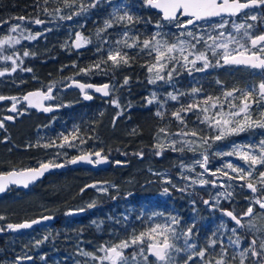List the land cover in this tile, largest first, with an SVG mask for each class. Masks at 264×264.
Here are the masks:
<instances>
[{
  "label": "snow or ice",
  "instance_id": "1",
  "mask_svg": "<svg viewBox=\"0 0 264 264\" xmlns=\"http://www.w3.org/2000/svg\"><path fill=\"white\" fill-rule=\"evenodd\" d=\"M39 2V0H37ZM49 0H44L48 4ZM63 7L49 9L44 7L43 13L48 16L49 20L40 19L38 16L29 18L25 16L13 17L21 22L44 25L56 21H71L74 17L86 15L93 9L111 6V11L107 18L104 19L102 26L95 31L97 40V52H104L105 55L100 57L96 62L87 68L78 69L77 75L102 72L107 74L110 70L115 71L122 67H132L133 62L138 56L144 54L151 57L142 67L148 73V83L157 84L164 82L171 85L173 92H168L164 99L161 100L156 92L150 97H146L147 104L157 103L159 105L155 115L161 119L164 118L167 102L176 101L180 104L178 109L172 110L170 115L182 127L179 131L169 133L166 127H161L157 133L159 140L160 134L172 137L166 143L157 142L154 145V154L161 156L165 150H171L180 154L185 151L197 153V148L203 151L198 153L197 159H194L191 165L180 163V179L190 181L183 186L173 182V179L167 172H155L152 174L158 176L162 184L169 185L162 189V195H170L171 189L179 192H187L191 186L199 185L201 187L211 185L219 187L224 191L217 192L212 200H203L205 206L211 210H217L221 198L231 200L233 198L234 187L229 181H244L238 185L241 188L251 190L254 195L246 197L249 200L246 210L240 215L234 214L227 209H219L222 215L227 216L234 222L233 227L229 228L223 221L218 228L211 233V238L206 239L205 243H199V230L196 229V221L190 224H182L181 218L177 215L165 217L162 212L151 213L148 217V227L140 231L133 228L125 237L115 242H106L98 247L97 255L92 252L80 250L79 254L88 257L98 264H264V227H259L255 221L264 217V167L257 171V166H264V138L253 144H234L232 150L228 152L216 151L213 155L237 156L238 159L248 165L244 168L228 162L222 168L215 171L211 170L209 165V150L212 148L211 142L221 141L226 136L237 135L245 131L255 129L264 130V32H255L256 25L247 23L248 20L264 22V13L257 14L252 9L264 8V0H143V4L152 9L158 10L160 21L156 23L157 31L141 39V35L134 31L133 24L140 23L141 19L132 14L125 4H114L113 0H62ZM68 9V11H65ZM243 13V15H241ZM240 17V22L235 19ZM186 18V19H183ZM150 22V21H149ZM163 22H167L166 24ZM2 23V22H0ZM171 25L179 31L175 33L165 32L164 28ZM117 26H123L124 31L115 41H110L107 33L109 29ZM52 31L51 28L45 29V32ZM9 33L0 37V60L10 61L12 73L17 71L23 58L31 54L24 50L22 56L19 51H13L11 54H4L7 48H15L20 45L22 40L34 41L44 32L32 34L28 31L25 24H10ZM93 42L91 37L85 36L82 32H75L72 41V47L80 49ZM104 45H108L107 48ZM7 46V48H6ZM134 49L135 52L130 54L129 51ZM199 65V66H198ZM75 67V65H73ZM107 66V67H104ZM225 66L244 67L253 70L261 77L258 83H252L244 88L233 86L226 88L219 79L215 81L220 86L221 94L213 97L207 95L201 97L203 92L202 86H192L190 91H182L175 88L174 79L182 72L186 71L190 76L194 72H206L210 68H220ZM21 71L31 72V68H21ZM8 69L0 71V77L4 76ZM69 83L66 87H76L83 93L85 100H92L93 95L87 90H94L95 93H101L104 97L114 95L118 91L115 84L104 83L94 85L68 78ZM130 77L125 76L119 87L128 86ZM199 84V81H196ZM54 86L49 85L46 90L30 92L23 97L29 107H37L42 111L50 112L54 110L53 106H45L44 101L56 99L53 96ZM186 96L191 99L187 102H181L180 97ZM9 99L0 96V101ZM14 101L10 111L16 112L17 107L15 97L10 98ZM239 101V103H236ZM114 107L119 109L115 119L123 114V109L118 98L109 101ZM227 105V110H225ZM253 105L259 107V111L253 108ZM192 113L196 116L200 124H206L212 130V134H203V129L198 127L189 128L186 114ZM5 119H11L6 117ZM3 123L0 122V128ZM86 135V134H85ZM87 139H92L88 136ZM84 135H81L79 127H74L70 133L61 132L56 139L50 140L44 144H37V147L44 148H77L80 151L78 156L71 158L68 162L76 164L86 162L89 164L107 163V156H102L101 151H87L81 145L87 143ZM57 140L60 142L57 143ZM67 155L66 152L57 151L56 156ZM143 158V152L134 153ZM93 157H96L94 160ZM119 164L120 161H115ZM203 169L197 172L198 179L187 176L185 172H195L196 166ZM65 165L53 161L41 162L37 168H28L21 171H10L0 174V193L6 190L7 185H22L27 188L29 183L35 181L51 168H62ZM228 169L230 171H225ZM149 171H152L151 169ZM226 180H221V176ZM254 172L256 173L254 175ZM231 173H236L232 175ZM205 174L216 177V180L203 178ZM221 182L218 184L217 181ZM255 181V182H253ZM259 185V187H257ZM86 187L97 188L98 191L107 193V187H97L96 184L87 185ZM83 191V189H82ZM260 192L261 195H255ZM131 195V193L129 194ZM195 201H192L195 211ZM95 201L89 203L87 208L95 207ZM258 206V211L255 207ZM86 211V208H80L69 211L66 215H74L78 212ZM162 218L157 222L155 218ZM138 218H142L138 217ZM248 218V223L243 221ZM5 219L0 216V220ZM52 216H43L39 219L24 221L18 224L8 223L5 227H0V232L5 229L17 232L22 229H30L33 225L40 224L43 221L52 220ZM128 217L125 216V220ZM95 223V221L93 222ZM99 227V225H97ZM223 229L231 234L227 236L228 244L224 242V237L217 235ZM240 229H246L248 232L255 233L258 229L262 233L259 247L257 239H248L246 235L240 233ZM44 236L41 240L35 241L36 246L48 240ZM248 242L245 244L244 241ZM232 252L229 254L228 249ZM131 249L129 252L128 250ZM149 257L152 259L150 260ZM20 259L31 260L32 257ZM76 264H80L79 261Z\"/></svg>",
  "mask_w": 264,
  "mask_h": 264
},
{
  "label": "trees",
  "instance_id": "2",
  "mask_svg": "<svg viewBox=\"0 0 264 264\" xmlns=\"http://www.w3.org/2000/svg\"><path fill=\"white\" fill-rule=\"evenodd\" d=\"M119 3L125 4L132 14L141 19L140 23L132 25L134 31L141 35V39L155 32L150 15L156 17H159V15L151 12L143 4V0H119ZM58 6L63 7L62 0H49L48 4H44V0H39V2L37 0H0V22H11L10 20H15L13 17L18 16L29 18L38 16L40 19L49 20L50 18L43 13L42 9L47 7L51 10ZM65 11H68V9H65ZM110 11L111 6L97 8L88 12L87 16L83 17V21H81V16H79L74 17L71 21H56L40 25L46 29L51 28L52 31L36 42L34 58H29L26 61L27 65L32 69L31 76L18 83L13 93H9L10 95L6 93L7 95L5 96H14L21 99L26 93L36 89L46 90L49 85L56 87L65 86L70 82L68 79L70 77L86 83L109 81L113 84L118 82L121 85L124 77L129 76V85L121 87L124 96L122 103L127 111L122 116H119L118 119H115V123H113L114 117L107 118L104 108L97 106L98 102L102 104L106 100L95 97L90 103H87L83 101L78 92H73L76 95L77 105L67 107L65 104L64 108L58 113L57 118L51 120V124H45L46 117H44V120L42 117L34 116L31 117L33 118L31 122L26 120L21 123L22 127H9L13 131L8 134L7 140L2 141L0 139V169L7 168V171H10L29 166L31 160L42 158L34 153V148H39V150L43 148L37 147L38 143L42 145V141L45 139H48L47 142L56 139L61 132L68 134L74 127H79L81 135H84L86 139L88 136L92 137V139H87L86 144H83L85 146L84 150L102 151L113 159H126L127 161L130 160L134 165H139L152 150V145L161 127H166L170 123L171 132L180 130L182 126L170 115L172 110L180 107L178 102L173 101L165 105L167 111L163 119L155 115L159 107L157 103H152L149 106L145 104V98L149 97L150 92L148 89L150 85H148L146 79V69L142 67L149 61L144 54L136 58L132 67H122L114 72L110 70L107 74L94 72L88 75H77L78 69L89 67L105 55L104 52L96 51L97 40L95 31L102 26ZM260 13H264V8L260 10ZM123 31V27L117 26L109 29L104 35L108 36L110 41H115ZM75 32H82L85 36L91 37L93 42L86 47H82L79 51L75 50L71 46ZM256 32H264V22L260 19ZM104 47L107 48L108 45H104ZM127 51L130 54L135 52L134 49ZM260 78L259 74L251 69L225 66L212 68L203 73L194 72L191 76L185 73L181 80H178L175 88L187 92L194 85L202 86L203 92L200 98L207 95L215 97L221 94L220 86L215 83L217 79L221 80L226 88L233 86L244 88L252 83H258ZM197 80L199 84H196ZM172 90L174 91L173 88ZM190 99V97L186 96L180 97L181 102H187ZM236 103H239V101H236ZM186 119L190 129L195 127V115L187 113ZM24 124H30L32 127L25 125L26 128H23ZM37 128H46L47 131L41 134ZM240 141L241 143L246 142L245 137ZM59 142L57 140V143ZM95 144L101 145L99 150H96ZM138 152H143V158L134 154ZM131 163L129 168H131ZM129 168L120 171L116 170L112 174L106 173L108 175L102 178H100V173L91 170H87V172L79 171L80 173L77 174L70 173V179L56 177L51 187L62 185L67 193L73 184L72 190L75 191L77 185H83L84 183H87L86 185L109 182L119 183L117 180L120 181L123 178V172ZM103 175H105V172H103ZM76 178H79L78 181L76 180L77 182L74 181ZM111 178L114 181H110ZM47 186L48 188L46 187L47 189L38 192L36 197H41V194H43L48 202H53V198L47 191L50 190V185ZM86 189L89 191L90 187H86ZM140 193L134 191L131 195H129L130 193L126 195L120 194L114 198L104 199L106 201L95 203L96 206L92 209L86 208V214L74 219L77 226L72 228L70 235L67 228L58 233L56 231L53 235L48 233L47 244L37 254L21 252L17 248L9 251L8 242L19 241L16 235L0 238V264H19L18 260L20 258L33 254L34 260L29 264H76L77 261L80 264H98L97 261L80 255L79 251L94 253L100 245L106 242H115L125 237L133 228L137 231L147 228L148 217L155 212H162L165 217L177 215L181 218L182 224H190L195 220L196 229L193 231L199 230V243L201 245L205 243L206 239L211 238L212 231L216 230V227H211L210 224L206 223V214L198 215V218L196 216L189 218L187 209H184L182 202L178 200L174 202H172L171 198L167 202L157 200L156 202L158 203L153 205L148 201L139 199ZM258 195H261V193L258 192ZM146 197L148 198V196ZM68 198L70 199V195H66L64 202H68ZM183 202L186 203L184 200ZM61 206L62 209L66 208L65 204ZM37 214L22 215L17 213V215H14L11 213L9 216L12 219H3L2 222L16 224L22 218L27 220V217L33 218ZM125 216L128 217L127 220H125ZM141 216L142 218H138ZM155 220L160 222L162 218L157 216ZM94 221L95 223H93ZM228 224L233 226L230 223ZM58 227L56 226L55 229H58ZM68 236H71V238H68ZM128 251L130 252L131 249ZM149 259L151 260L152 258L149 257Z\"/></svg>",
  "mask_w": 264,
  "mask_h": 264
},
{
  "label": "rangeland",
  "instance_id": "3",
  "mask_svg": "<svg viewBox=\"0 0 264 264\" xmlns=\"http://www.w3.org/2000/svg\"><path fill=\"white\" fill-rule=\"evenodd\" d=\"M113 3L119 4V0H113ZM106 7H108V6H106ZM257 14H261V13L257 12ZM86 16L87 15H81V21H83V17H86ZM235 19H237V21L240 22V17H237ZM150 20H151V23H152L155 31H157L155 25H156V23L161 22L160 16L156 17L154 15H150ZM10 21L11 22L4 21V22L0 23V25H3V24L7 25V26H4L2 28L0 27V37H2L3 35H6V34L16 35L15 33H9L8 28H9L10 24H17V23L25 24L28 31L32 34H35L37 32H44V35H42V36H46L48 33V32H45L46 28L44 26L35 25L32 23L21 22V21H17V20H10ZM166 23L167 22H165V24ZM247 23H251V24L256 25V27L254 29V31L256 32L258 29L259 15H258L257 21L248 20ZM120 27H123V26H120ZM114 28H116V27H114ZM164 31L169 32V33H175L177 31H179V29H177L171 25H167L164 28ZM42 36H40L38 39H36L34 41L22 40L21 44L15 46V48H7V46H6L7 50L4 54L7 55V54H11L13 51H19L21 56H22V53L24 50H28L31 54H34L36 42H38V40ZM146 57H148L149 61L152 59L149 56H146ZM29 58L30 59L34 58V55H30L29 57L23 58L22 64H20V62L18 61L19 67L17 68V71L15 73H12L10 71V69L12 67L10 61L0 60V71L8 69V72H6V74L4 76L0 77V96H5V95H7L6 93H8V94L13 93V91L16 89V86L18 83L22 82L23 80H25L29 76H31V72L20 70L21 68H31L29 65H27V62H26L27 59H29ZM210 69H212V68H210ZM118 70H120V69H118ZM145 73H146V79L148 81L147 71H145ZM185 73H187V72L186 71L182 72V74H180L178 77H176L174 79L175 85L177 84L178 80H181L182 76ZM115 75H117V73H115ZM188 76H190V75L188 74ZM105 82H109V81H105ZM114 84L117 86L118 91H116L110 99H107L105 103H102V104L99 102L97 103V106L104 108V110L106 111L107 118L116 117L118 111H120L119 109L114 107L109 102L113 98L119 99V102H120L121 107L123 109V114L127 111V109L124 108V104L122 103V99L124 96L122 94L121 87H119L120 84L118 82H114ZM148 85H150V88L148 89V91L150 92L149 97L151 96V94L153 92H156L158 97L161 100H163L165 95L168 92H173V90H172L173 87L171 85L165 84L164 82H158L157 84L148 83ZM12 95H15V94H12ZM57 101L63 108H64L65 104L67 107H73V106L77 105V103H78V102H76V95H74L73 92L72 93H65V92H63V90H60L57 93ZM169 102L172 103L173 101L169 100L167 103H169ZM145 104H146V106H149V104H147L146 100H145ZM260 107H264V105H262ZM253 108H255L257 110V112L259 111V107L257 105H253ZM24 110H26V109L24 108ZM225 110H227V105H225ZM122 115H120V116H122ZM31 117H34V116H32V115L20 116V119L17 122V124H15L14 126H10V127H16V128L19 126L22 127V125H20V124L26 120H29V122H31L33 119ZM25 125L32 127V125H30V124H24L23 128H26ZM170 125H171L170 123L168 125H166L167 131L169 133L176 132V131L171 132L172 130L169 127ZM34 126H36V125H34ZM195 127H198L199 129H203V134H205V135L212 134V130L209 129L206 124H200L199 121H197L196 116H195ZM177 131H179V130H177ZM243 137H245L246 142L241 143L240 140ZM171 138L172 137H170V136L166 137L163 134H160V137L158 140L157 136H156V140H155L154 144L152 145V150L149 152L148 156L145 157V159L142 163H140L139 165L135 164L136 165L135 166L129 160V162L131 163V168H129L127 171L123 172L124 173L123 178L120 181L117 180V182H119V183L109 182V183H104V184H96L98 188L99 187H107L108 188L107 193L98 191L97 188H92V187H90V189L88 191V189H86L87 183L86 184L84 183L83 185H77L75 187V189H76L75 191L72 190L74 184L71 185V188L68 190L67 193L65 192L66 190L62 185H55V186H53V188L49 187L50 190H47V191L50 193L51 198H53V202H48L46 197L43 194H41L42 196L39 194L41 197H38V196L36 197L37 191H35L32 194H29L28 196H24V197H20L18 194H12L11 196L9 195L0 201V216H3L5 219H12L9 216L11 213L14 215H17V213H20L22 215H24V214L25 215L37 214V213H41L43 209H49V208H50V210L54 211L53 212L54 214L59 216V213H64V212L67 213L70 210L87 208V205L93 201H95V203H100V202L106 201L104 199L114 198L120 194L126 195L127 193H132L134 191H137V192H141L139 194V199L141 198L144 201H148V202L152 203L153 205H156L158 203V202H156L157 200H160L163 202H167L170 198H171L172 202H174L175 200H178V201L182 202L183 208L187 209V211H188L187 214H188L189 218H193L195 216H196V218H198V215L206 214L207 215V216H205L206 223L210 224L211 227H216V229L218 228V226L220 225V223L222 221L229 228L235 226L232 223L231 224L233 226H229L228 223H230V222L226 219V217L224 215H222V213H221V211H219V209L231 210L234 212V214H237V215H240L243 211L246 210V207L248 206L249 200H247L245 198L246 197L250 198L254 194L251 193V191H248L247 188H241L238 186L240 184H243L244 181L234 180V181L228 182V183H231L234 187L233 198L230 201L221 198V202H220L217 210H211L209 207L204 206L203 200H205V199L212 200V197L217 192L224 191V189L219 188V187H213L211 185L201 187L199 185H195V186L189 187L187 192H179V191H176L175 189H171L170 195H162L161 194L162 189L164 187H170V186L166 185V184H162L161 182H159L160 178L158 176H154L152 174V172L153 171H155V172H167L171 176V178L173 179V182L179 186H183L185 183L190 184V181H185L183 179H180L179 173L181 172V169L178 165L181 162L184 163L185 165H191L194 159L199 158L198 153L200 151H203L202 148H197L196 154H194L193 152H190V151H185V153L180 154L177 152H173L171 150H165L161 156H156L154 154V145L157 142L166 143V141L171 139ZM261 138H264V130L255 129L252 131H245V132H242V133L237 134V135L226 136L221 141H216V142L210 141V143H212L213 146L209 150V165H208V167L211 170L215 171L217 169L222 168L224 164L231 162L234 165H239V166H242L244 168H247L248 165L245 164L244 161L238 159L237 156H235V155L220 157V156L213 155V153L216 151L228 152V151L232 150V146L234 144H240V145L253 144V143L258 142ZM100 146H101L100 144L94 145L96 150H99ZM81 147L83 149L85 148L84 145H81ZM45 149H47V148L43 147L42 150H38V149L36 150L35 149L34 153L42 154L43 156H45V155L48 156L47 154H45V153H48V150L45 151ZM48 149H50L51 156L54 155L51 157V160L52 161L54 160L56 162H58L60 160L59 158H61V157H65L68 155L73 156L77 153H80L79 149H77V148H69V149L63 150V149H57V148L53 147V148H48ZM57 151H60L62 153L66 151L67 155L62 154L60 156H56L55 153ZM0 160H1V154H0ZM124 161H127V160H124ZM261 167H264V166H257V171ZM150 169L152 171H149ZM202 171H203V169H201L197 165L195 168V172H185L184 174L187 176H191L194 179H198L199 177L196 176V173L202 172ZM225 171H230V170L225 169ZM231 174L236 175V173H231ZM255 174L256 173L254 172V175ZM217 175L221 176V174L219 172H217ZM203 178L209 179V180H216L217 179L216 177H213L210 174H205V176ZM81 179H83V178H81ZM76 180L78 181L79 178L74 179L75 182H77ZM221 180H226V178L221 176ZM220 182H221L220 180L217 181L218 184ZM257 186L259 187V185H257ZM82 189H83V191H82ZM79 191H81V192H79ZM66 195H70V199L69 198L67 199L68 202H64V198H66ZM255 195H258V193H256ZM146 196H148V198ZM183 200L186 203H184ZM193 200L196 202L195 203V211H194L193 204H192ZM64 204H65L66 208L62 209L61 205H64ZM258 210H259L258 206H256L254 209V214H255V211H258ZM66 221H67L66 225L64 226V224H63V225L59 226L58 229H52V228L44 229V230L37 232L36 234H34L32 236L25 237L24 239H21L17 242L12 241L11 243L14 245H12L10 242H8V246H7L8 250L10 251V250H13V248H17L18 250H21V252H23V251L24 252H33L34 254H37V252L39 250L44 249V245L47 244V242L45 241L44 243L40 244L39 246H36L35 241L41 240L44 236H48V233H51L53 235L54 233H56V231L58 233L60 231H63L64 228H67L69 231V235H70L72 228L76 227L77 223H75L73 218H67ZM243 222L245 224H247L248 218H245V220ZM255 223L259 227H264V217H260V218L256 219ZM239 231L243 235H246L248 237V239L256 238L257 239V247H259L260 237L262 235V233L259 231V229L255 233L248 232L246 229H240ZM230 234H231L230 232H225L223 229H221L217 233V235L224 237V242L226 245L228 244L227 236ZM68 238H71V236H68ZM247 242H248L247 240L244 241L245 244ZM228 251H229V254H231L232 249L229 248ZM34 254L33 255H27L26 257H28V256L34 257ZM94 254L102 255V253H98L96 250L94 251ZM236 264H239V262L236 261ZM246 264H251V261H246Z\"/></svg>",
  "mask_w": 264,
  "mask_h": 264
},
{
  "label": "flooded vegetation",
  "instance_id": "4",
  "mask_svg": "<svg viewBox=\"0 0 264 264\" xmlns=\"http://www.w3.org/2000/svg\"><path fill=\"white\" fill-rule=\"evenodd\" d=\"M252 12H255V13H257L256 12V10H254V11H252ZM183 19H186V18H183ZM4 26H7V25H0V27L2 28V27H4ZM104 83H108V82H102V83H98V84H104ZM109 83H111V82H109ZM112 84V83H111ZM59 89H58V91H57V93L61 90V87H58ZM57 93H56V101L54 102V103H52V104H47L48 106L49 105H53V106H61L59 103H58V101H57ZM93 95V94H92ZM94 96V95H93ZM9 99H5L4 100V102L3 103H1L0 104V120L1 121H4V117L5 116H7V115H9L10 113H9V109L12 107V104L14 103V101L12 100V99H10V98H12V97H14V96H7ZM95 97H98V96H94V98ZM16 98V100H15V103H16V105H17V110H18V113L14 116L15 117V120H14V122L13 123H6L5 122V125L2 127V128H0V139H2V141L4 140V141H6L7 139V135L11 132V131H13V129H11V128H9L11 125H14L17 121H19V119H20V116H29V115H32V116H37V117H42L44 120H45V118L44 117H46V120H45V124L46 125H49V124H51L52 122H51V120H54V119H56L57 118V116H58V113H55V114H52V115H49V116H47V115H45V114H42V113H38V112H36V111H34V110H29L27 107H26V105L25 104H23V103H21V99L20 98H18V97H15ZM21 103V104H20ZM62 107V106H61ZM24 108L26 109V110H24ZM38 129V131H39V133H43V132H46L47 131V129L46 128H37ZM39 136V135H38ZM40 137H41V135H40ZM47 141H48V139L46 140H43L42 141V143L44 144V143H47ZM36 150L38 149L39 150V148H35ZM66 149H69V148H65V149H63V150H66ZM48 150V153H45V154H47L48 156H46L45 154V156H42L41 154H38L40 157H42V158H37V159H33V160H31L29 163H31V164H29V166H26V167H23V168H19V169H13V170H25V169H28V168H37V167H39V164L41 163V162H48V161H52L51 160V157L52 156H54V155H52L51 156V152H50V149H45V151H47ZM66 152V151H65ZM102 152V151H101ZM80 153H77V154H75V155H68V156H65V157H61V158H59L60 160L58 161V162H56V163H62V164H64V165H69L70 163L68 162L71 158H73V157H75V156H78ZM103 154H104V152H103ZM35 156V155H34ZM104 156H107V158H109L110 160H111V166L109 167V168H107V169H101V170H98V171H95V170H93L92 168H87V167H81V168H72V167H69L67 170H62V171H54V172H51L50 174H48L47 176H45L44 178H43V180H41L40 182H38L35 186H33L32 188H30L28 191H25V190H22V189H19V188H17V187H12L11 188V190L9 191V193L8 194H6L7 196H11L12 194H18L20 197H24V196H28L29 194H32V193H34L35 191H37V193L38 192H41L43 189H47L48 188V186L47 185H50L49 187H51L52 186V183H54L53 181L56 179V177H62V178H64V179H70V173H74V174H77V173H80L79 171H86L87 172V170H91V171H94V172H98V173H100L101 174V177L100 178H102L103 176H107L108 174H106V173H114L116 170H118V171H120V170H124V169H126V168H129L130 167V162L129 161H124V160H117V159H113L111 156H109V155H106V154H104ZM133 156V155H132ZM126 160V159H125ZM115 161H120L121 163H127L128 165L127 166H115ZM0 174H5V173H8L9 171H7V168L6 169H0ZM11 171V170H10ZM103 172H105V175H103ZM107 179V178H106ZM110 181H114V179L113 178H111V180ZM109 182V181H108ZM47 187V188H46ZM43 188V189H42ZM4 196V197H1L0 198V201L2 200V199H4V198H6L7 196ZM54 211L53 210H50V208L49 209H43L42 210V212L41 213H38V215H35L33 218H26L28 221H31V220H33V219H35V218H39V217H41V216H47V215H53V216H55V217H57L58 218V222L56 223V224H54V225H51V226H43V227H39V228H36L35 230H33V231H27V232H20V233H11V234H2V235H0V238H4V237H6V236H9V235H16V238L18 239V240H21V239H24L25 237H29V236H32V235H34V234H36L37 232H39V231H41V230H44V229H50V228H52V229H55L56 228V226H61V225H63L64 224V226L66 225V219L67 218H71V217H69V216H67L66 215V212H64V213H60L59 214V216H57V215H55L54 213H53ZM23 221H26V220H24L23 218L20 220V221H18L17 223H21V222H23ZM16 223V224H17ZM8 223H3L2 222V220H0V227H5L6 225H7ZM7 231V229H5V231H3L4 233ZM30 257H32V256H30ZM34 260V258L32 257V259L31 260H28V259H21V261H20V259L18 260V263L19 264H25V263H27V264H29L30 262H32Z\"/></svg>",
  "mask_w": 264,
  "mask_h": 264
},
{
  "label": "water",
  "instance_id": "5",
  "mask_svg": "<svg viewBox=\"0 0 264 264\" xmlns=\"http://www.w3.org/2000/svg\"><path fill=\"white\" fill-rule=\"evenodd\" d=\"M147 8H148L150 11L155 12V13L158 14V10H156V9H152V8H150V7H147ZM252 10H253V9H252ZM246 11H250V10H246ZM242 14H243V13H242ZM80 49H81V48H80ZM80 49H75V50L79 51ZM77 81H80V80H77ZM80 82H82V81H80ZM108 83H109V82H108ZM91 84H94V85H101V84H96V83H91ZM110 84H111V83H110ZM63 90H64L65 92L78 91V92L81 94V97H82V99H83L84 101H86V102H88V103H90V102L92 101V100H85V99L83 98V93H82L79 89H77L76 87H70V88H69V87H66V86H65V87L63 88ZM36 91H38V90H34V91H30V92H36ZM87 91L89 92V94H91V95H92V94H93V95H96V96L101 97V98H103V99H109V98L111 97V96H109V97H104L101 93H95L94 90H91V89H89V90H87ZM30 92H28V93H30ZM56 92H57V87H54V91H53V96H54V97H55ZM28 93H26V94L24 95V97H25L26 95H28ZM55 101H56V99H54V100H50V101H44L43 103H44L45 106H48L47 104H52V103H54ZM2 102H4V100L0 101V104H1ZM22 103L26 104V106H27L28 109L35 110L36 112H38V113H42V114H45V115H47V116L52 115V114H54V113H56V112H59V111L61 110V107L53 106V105H49V106H53V107H54V110H53V111H50V112L42 111L40 108H37V107H29L27 101H25L23 98H22ZM16 107H17V105H16ZM10 109H11V108H10ZM10 109H9V113H10L11 115H9V116H5V117H4V120H5L6 122H8V123H12V122H14L15 117H14L13 115H16V114L18 113V110H17L16 112H12V111H10ZM6 117H11V119H5ZM0 122H1V121H0ZM2 123H3V122H2ZM101 154H102V156H104L103 152H101ZM93 159L95 160L96 157H93ZM127 165H128L127 163H119V164L116 163V164H115V166H127ZM110 166H111V160L108 158V162H107V163L89 164V163H86V162L81 161V162H78V163H76V164H71V163H70L69 165H65V166L62 167V168H51V169H49L48 171H45L44 174H43L42 176H40L38 179H36L35 181L29 183V185H28L27 188L23 187L22 185H15V184L7 185L6 190H5L4 192L0 193V197H2V196H4L5 194H7V192H8L12 187H18L19 189H22V190L28 191L30 188H32L33 186H35L38 182H40L41 180H43V178H44L45 176H47L48 174H50L51 172H54V171L67 170L69 167H72V168L87 167V168H92V169L95 170V171H98V170H101V169H107V168H109ZM15 171H16V170H15ZM248 191H251V190L248 189ZM70 211H72V210H70ZM85 212H86V211L78 212V213H76V214H74V215H67V216L74 217V218H78V217L83 216V215L85 214ZM47 216H52V215H47ZM52 217H54V219H52V220H48V221H43V222L40 223V224L33 225V227L30 228V229H22V230L17 231V232H12V231L7 230L6 233H7V234H10V233H20V232H24V231H32V230H34V229H36V228H38V227H41V226H45V225H53V224L57 223L58 218H56L55 216H52ZM226 217H227V216H226ZM39 218H41V217H39ZM39 218H36V219H39ZM227 219H228L229 221H231V219H230L229 217H227ZM231 222H232V221H231ZM232 223L234 224V222H232ZM2 234H4V232H0V235H2ZM150 258H151V257H150Z\"/></svg>",
  "mask_w": 264,
  "mask_h": 264
},
{
  "label": "bare ground",
  "instance_id": "6",
  "mask_svg": "<svg viewBox=\"0 0 264 264\" xmlns=\"http://www.w3.org/2000/svg\"><path fill=\"white\" fill-rule=\"evenodd\" d=\"M1 121V120H0ZM1 122H3V126L5 125V122L4 121H1ZM106 148V147H105ZM51 199V198H50Z\"/></svg>",
  "mask_w": 264,
  "mask_h": 264
}]
</instances>
